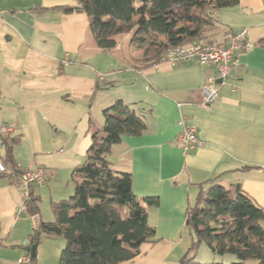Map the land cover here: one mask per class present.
Returning a JSON list of instances; mask_svg holds the SVG:
<instances>
[{"label": "crops", "instance_id": "crops-1", "mask_svg": "<svg viewBox=\"0 0 264 264\" xmlns=\"http://www.w3.org/2000/svg\"><path fill=\"white\" fill-rule=\"evenodd\" d=\"M74 5L75 0H0V125L17 124L12 161L46 170L49 180L57 172L71 175L91 146L90 121L102 124L103 111L121 100L142 113L146 129L111 148L112 168L131 175L137 197L158 199L157 207L147 209L156 242L122 264H180L186 256L198 264L213 262L208 248L205 261L198 259L202 245L189 251L186 211L198 185L221 176L223 187L240 184L264 211V0H238L218 15L214 44L226 46L234 33L245 31L253 45L239 54L235 80L223 84L213 66L196 61L140 69L129 34L116 37L109 51L98 49L86 15L61 11ZM209 81L218 95L202 105L201 89ZM181 118L201 143L186 153L173 144ZM22 205L21 190L0 174V264H16L39 222L54 220L23 214ZM54 238L36 247V264H59L65 242ZM44 247L51 257L39 258Z\"/></svg>", "mask_w": 264, "mask_h": 264}, {"label": "trees", "instance_id": "trees-1", "mask_svg": "<svg viewBox=\"0 0 264 264\" xmlns=\"http://www.w3.org/2000/svg\"><path fill=\"white\" fill-rule=\"evenodd\" d=\"M237 4L238 0H75L74 6L61 11L85 14L102 51L113 49L116 37L131 35L136 63L147 69L161 63L169 48L214 44L219 13ZM88 129L91 146L70 175L73 195L50 203L54 220L40 221L29 235V245L38 246L43 237L63 238L59 264L131 263L142 255L143 246L156 242L147 209L157 207L158 199L133 193L131 175L112 168L111 148L125 136H140L146 124L142 113L118 100L103 111L102 124L91 120ZM17 142L13 138L5 144L2 159L7 168L14 166L11 149ZM220 177L198 185L194 203L187 208L189 251L205 245L214 256H232L228 264H264V211L240 184L223 187ZM33 189L24 209L38 216L40 197ZM29 264H36V255ZM180 264L198 263L186 256Z\"/></svg>", "mask_w": 264, "mask_h": 264}, {"label": "built area", "instance_id": "built-area-1", "mask_svg": "<svg viewBox=\"0 0 264 264\" xmlns=\"http://www.w3.org/2000/svg\"><path fill=\"white\" fill-rule=\"evenodd\" d=\"M253 45L247 40L246 32H236L230 38L226 46L216 44L196 43L186 46L169 48L165 51L163 60L172 66L178 64H187L193 61L201 65H211L216 69L217 78L221 83L235 80V71L238 68V56L243 52H250ZM66 60L63 64H66ZM232 91H236L234 85L231 86ZM202 105H210L218 95V86L211 81L201 89ZM179 133L174 140V146L182 153H186L193 148L200 146L195 129L189 125L183 118L178 123ZM17 128L16 123L0 125V150L5 148V144L15 135ZM0 174H7L11 178L12 185L20 189L24 201L28 198L33 188L42 186L46 182L45 171L36 168L34 170L24 169L19 163L8 167L0 157ZM30 256H24L17 260L16 264H29Z\"/></svg>", "mask_w": 264, "mask_h": 264}, {"label": "rangeland", "instance_id": "rangeland-1", "mask_svg": "<svg viewBox=\"0 0 264 264\" xmlns=\"http://www.w3.org/2000/svg\"><path fill=\"white\" fill-rule=\"evenodd\" d=\"M125 36L126 35L119 36V38H124ZM42 170H44V169H42ZM44 171H45V174H47V171L46 170H44ZM47 180H48V182H45L41 187H39V194H38L40 197L39 208H40V216L46 220L52 221L54 219V215H53V212L50 208V203L52 202L50 199L54 198V194L57 195V197H62V198H60L62 200L68 199L70 196L73 195L74 186H73V183L71 182L70 174H68L66 172H64V173L63 172H57V176L51 178L50 180L47 179V177H46V181ZM70 193H72V194H70ZM66 196H67V198H63ZM54 199H56V198H54ZM22 212H23V214H25L24 208L22 209ZM3 224L6 226L7 221L4 220ZM54 239L58 240V241L63 240L59 237L54 238ZM45 240H44V237L41 238L39 245L36 246V247H39V250H40V248H43L42 244H43V242H45ZM10 241H12V240H10ZM207 248L208 247H206L205 245L201 246V248H200L201 251L199 253V258H198L200 261H205L203 250H206ZM16 250H18V249H16ZM44 251H45V253L42 252L40 254L39 258L42 257V254H44L43 257H46L47 255H49V257H51L52 250L50 248L44 247ZM19 252L22 254V256L16 258L15 259L16 262L18 259L28 255L27 252H25V251L22 252L21 250H19ZM36 258H37V256H36ZM232 261H234V258L232 256L227 255V256L220 257V256L215 255L214 261L212 263L228 264Z\"/></svg>", "mask_w": 264, "mask_h": 264}, {"label": "water", "instance_id": "water-1", "mask_svg": "<svg viewBox=\"0 0 264 264\" xmlns=\"http://www.w3.org/2000/svg\"><path fill=\"white\" fill-rule=\"evenodd\" d=\"M217 82L221 83V80L218 79ZM35 249H36V246L32 245V246L24 248V251L27 252L30 257H34L35 256Z\"/></svg>", "mask_w": 264, "mask_h": 264}]
</instances>
